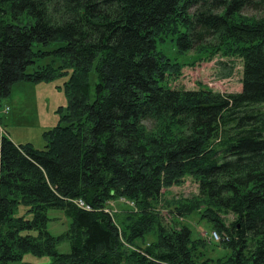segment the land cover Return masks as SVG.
<instances>
[{"label": "trees", "instance_id": "trees-1", "mask_svg": "<svg viewBox=\"0 0 264 264\" xmlns=\"http://www.w3.org/2000/svg\"><path fill=\"white\" fill-rule=\"evenodd\" d=\"M244 10L264 11V0H0V110L16 83L67 77L66 112L43 133V150L0 136V264L24 254L50 264H213L187 227L168 228L149 206L185 176L198 196L174 205H204L203 219L228 237L220 264H264V113L247 112L264 104V16ZM162 45L239 58L241 91L171 89L167 78L194 62ZM46 56L56 60L26 72ZM118 197L145 206L128 231L104 211ZM49 210L71 221L60 236L47 231ZM147 233L155 241L129 254L123 238Z\"/></svg>", "mask_w": 264, "mask_h": 264}, {"label": "rangeland", "instance_id": "rangeland-1", "mask_svg": "<svg viewBox=\"0 0 264 264\" xmlns=\"http://www.w3.org/2000/svg\"><path fill=\"white\" fill-rule=\"evenodd\" d=\"M243 14L260 18L264 16V11L244 10ZM161 50L167 55L176 58L181 64H191L193 66H183L180 75L168 77L166 82L171 89H182L186 91L197 90L203 86L215 93L230 94L239 93L242 89V62L236 57H224L220 54L209 58L208 56H198L196 52H186L184 55H177L176 51L170 45L160 46ZM53 47L43 49L50 51ZM42 50V48H41ZM56 59L49 56L37 60L34 66L28 67L27 73L33 72L37 66L42 67L54 62ZM59 63L56 61V66ZM66 78L54 79L50 82L38 84L19 82L12 86L10 96L3 99L0 110V136L8 137L15 145L29 144L36 150H43L45 141L43 133L59 123L60 114L58 109H62L63 114L66 112L67 98L63 91V84ZM95 83L94 74H90V85L93 88ZM248 111L264 113V104L252 105ZM198 183L191 176H185L180 185H171L162 187L159 191V197L153 206V211L162 217L164 225L174 227L185 226L190 230L191 238L196 241L201 240L204 244L203 253L209 263L220 264L229 257L230 253L225 244L227 237L224 233L211 228L208 219L202 216L206 212L204 205L196 207V210L179 211L176 204L181 206L198 196ZM151 201V199H150ZM80 203V202H79ZM82 207L89 209L87 205L81 204ZM145 206L140 203L129 201L125 198L108 199L105 203L104 211L108 212L114 220V224L120 231H128V216L137 217ZM25 208L19 207L17 213L23 215ZM144 211V209H143ZM178 215H175V214ZM47 231L53 236H60L68 230L70 219L63 212L49 210ZM28 219L30 215L26 216ZM220 219L226 227H230L236 222V216L233 214H221ZM127 235V234H126ZM126 241V247L129 254L142 253V249L147 244L155 241L156 235L153 233L144 234L142 237ZM142 247V248H140ZM59 253H68V242H61L58 245ZM218 259V260H217ZM223 259V260H219ZM50 257H35L30 254H24L21 260L12 264H50Z\"/></svg>", "mask_w": 264, "mask_h": 264}, {"label": "built area", "instance_id": "built-area-1", "mask_svg": "<svg viewBox=\"0 0 264 264\" xmlns=\"http://www.w3.org/2000/svg\"><path fill=\"white\" fill-rule=\"evenodd\" d=\"M81 204H83V203L80 202L79 205L81 206ZM226 241H228V237H227V240Z\"/></svg>", "mask_w": 264, "mask_h": 264}]
</instances>
